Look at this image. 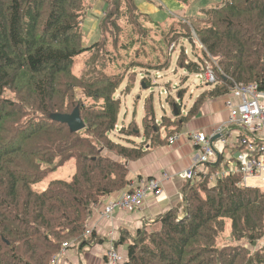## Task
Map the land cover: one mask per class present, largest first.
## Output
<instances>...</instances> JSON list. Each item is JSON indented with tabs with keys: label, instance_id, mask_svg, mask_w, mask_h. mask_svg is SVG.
Returning <instances> with one entry per match:
<instances>
[{
	"label": "trees",
	"instance_id": "1",
	"mask_svg": "<svg viewBox=\"0 0 264 264\" xmlns=\"http://www.w3.org/2000/svg\"><path fill=\"white\" fill-rule=\"evenodd\" d=\"M102 1V13L94 15L99 38L84 44L82 20L92 0H0V264H51L64 242L80 252L102 242L95 231L85 234L88 219L104 199L133 190L131 162L168 144L205 101L235 84L264 90V0H221L177 26L152 21L136 0ZM145 21L172 25L165 47L174 41L196 47L189 59L180 45L177 65L192 75L208 66L216 82L205 84L184 115L169 98L173 117L158 119L149 93L142 129L134 122L118 127L123 81L121 94H128L135 67L149 73L169 64L168 56L117 63L116 47L138 42ZM82 54L88 59L77 73ZM139 83L152 86L148 75ZM183 94L181 88L175 95ZM75 108L84 123L79 131L51 118ZM115 130L122 140L111 137ZM216 152L215 161L183 181L177 204L133 232L120 231L114 244L126 243L123 264H264V186L243 184L237 171L220 175L228 163L222 166ZM69 165L71 175L53 178Z\"/></svg>",
	"mask_w": 264,
	"mask_h": 264
},
{
	"label": "rangeland",
	"instance_id": "2",
	"mask_svg": "<svg viewBox=\"0 0 264 264\" xmlns=\"http://www.w3.org/2000/svg\"><path fill=\"white\" fill-rule=\"evenodd\" d=\"M217 1L219 0H179V8L168 7L167 9L166 7L163 8L161 0H136L139 8L148 13L152 21L162 24H170L171 22H174L172 24L173 26H177V21L184 17L192 20L194 17L200 15V13H198L199 9L213 5ZM92 2H94V0H92ZM94 14L95 12L92 10V12L90 11V14L88 13V15L82 20L84 28V44H90L99 38V30L96 23L97 19ZM171 26H169V28H171ZM143 28L147 30V33L139 35L138 37L136 36V40L138 42L129 44L128 47H124L123 49L116 47V53L121 56L118 59L115 57V59L118 60L117 63H119L120 67H123L129 63L131 58L154 62L156 58L161 59L164 56H168L169 64L167 68L149 71V73H145L146 71L140 67H135L134 73H136V83L134 88L128 94H121V90H123L126 84V81H123L122 85L117 90V96L121 100L120 113L117 123L118 127L134 122L139 130L142 129L141 121L143 118V100L149 93L153 94L156 117L160 119L162 114L167 115L168 117H173L172 105L176 106V104H170L171 102L169 98H171V100L176 99L180 105L181 113L185 114L184 110H187V108L193 104L194 100L198 98L197 96L202 88L204 87L205 89L206 86L199 82L195 84V77L192 74H187L185 70L181 69L176 63L177 56L181 48L180 45L186 49L189 59H194V54L196 52V47L194 45L192 47L188 41H179L178 43H176L177 41H174L170 43L169 47H165L166 44L163 41V36L167 33L169 28L164 26L156 27L148 21L143 23ZM136 56H138V58ZM87 59L88 54L80 55L76 60L74 71H78L77 73H79V70L83 67L84 62ZM127 71L130 72L132 70L127 69ZM144 75L150 76L152 84L151 87L140 85L139 82L141 77ZM185 75H187L186 79H184ZM181 88L184 89V94L181 98H179L175 94ZM165 91L168 92V96H166ZM167 97L168 100H166ZM204 103H206V101ZM234 132L235 130H233V133ZM119 133L120 132L118 130H115L111 134V137L115 141H120L122 139H120L121 134ZM136 140L139 141L140 139ZM168 144L170 143L168 142ZM233 154L235 155V153ZM233 154L231 153L230 146L225 148L222 166L225 162L231 166H235V156ZM73 170L74 166L69 165L65 169L54 173L53 178L67 177L69 174L71 175L73 173ZM263 184L264 182H262L261 178L257 176H249L246 179V185L249 186H264ZM101 217L103 218L102 214Z\"/></svg>",
	"mask_w": 264,
	"mask_h": 264
},
{
	"label": "crops",
	"instance_id": "3",
	"mask_svg": "<svg viewBox=\"0 0 264 264\" xmlns=\"http://www.w3.org/2000/svg\"><path fill=\"white\" fill-rule=\"evenodd\" d=\"M161 4L167 9L168 7H180L179 0H161ZM103 6L104 2L102 0H94L92 10H94L95 16L102 13ZM96 23H98L97 20ZM189 108L184 110L185 114ZM227 116L228 111L224 105V98L222 96L208 100L202 106V110L198 116L189 120L183 126L178 138L172 144L158 147L150 151L143 158L131 162L129 173L131 186H136L139 178L155 177L162 180V193L156 195L149 192L141 206L124 210L116 209L109 218H102L100 212L109 199L119 196L123 191L104 199L100 205L94 208L87 223V226L92 228L101 237L102 242L87 245L82 248L81 252L76 248L70 247L60 256L57 264H109L105 258V254L112 243L115 245V250L118 253V260L115 264H123L126 259V243L114 244L120 236V231L127 229L133 232L141 226L144 219L153 218L158 213L167 210L181 200L180 188L184 181L182 171L192 163L195 156V146L189 139L190 132L198 130L205 134H210ZM228 139H230L229 144H223L221 137L216 135L213 139L215 150L224 155L225 148L228 146L232 147L230 143L233 135ZM227 167L232 166L228 164ZM163 173H167L171 177L164 179Z\"/></svg>",
	"mask_w": 264,
	"mask_h": 264
},
{
	"label": "built area",
	"instance_id": "4",
	"mask_svg": "<svg viewBox=\"0 0 264 264\" xmlns=\"http://www.w3.org/2000/svg\"><path fill=\"white\" fill-rule=\"evenodd\" d=\"M195 84L215 83L216 76L210 67H206L204 72L196 73ZM224 105L228 111L227 118L222 121L210 134H205L198 130L190 132V141L195 146V156L192 163L182 171V177L192 178L196 170L202 163L215 161L217 152L213 145L216 135L221 137L223 144H229V137L233 135L231 141L235 152V166L227 167L220 174L229 172L241 173V182L246 184L249 176H257L264 182V90H260L256 83L248 85L235 84L233 89L225 94ZM233 130L235 132L233 133ZM178 133L168 138L172 144L177 138ZM163 178L168 179L171 175L163 173ZM264 185V184H263ZM163 191L162 180L155 177H144L138 180L136 186L131 191H123L119 196L109 199L100 214L109 218L116 209H132L141 206L149 192L160 195ZM93 230L87 226L85 233L90 234ZM72 243L64 242L60 252L52 259L51 264H57L67 247ZM109 264H115L118 260V253L113 244L105 254Z\"/></svg>",
	"mask_w": 264,
	"mask_h": 264
},
{
	"label": "water",
	"instance_id": "5",
	"mask_svg": "<svg viewBox=\"0 0 264 264\" xmlns=\"http://www.w3.org/2000/svg\"><path fill=\"white\" fill-rule=\"evenodd\" d=\"M175 113H177L176 107L174 106ZM51 118L63 123H66L69 129L73 132L79 131L84 127V123L79 115L78 108H75L71 113H54ZM219 136V135H218Z\"/></svg>",
	"mask_w": 264,
	"mask_h": 264
}]
</instances>
